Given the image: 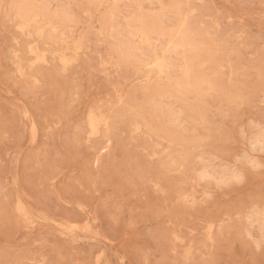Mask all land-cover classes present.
<instances>
[{
	"label": "rangeland",
	"instance_id": "rangeland-1",
	"mask_svg": "<svg viewBox=\"0 0 264 264\" xmlns=\"http://www.w3.org/2000/svg\"><path fill=\"white\" fill-rule=\"evenodd\" d=\"M0 264H264V0H0Z\"/></svg>",
	"mask_w": 264,
	"mask_h": 264
}]
</instances>
